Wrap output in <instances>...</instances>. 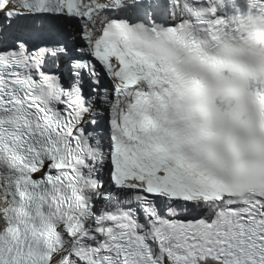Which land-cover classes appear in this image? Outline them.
Wrapping results in <instances>:
<instances>
[{"label":"snow or ice","instance_id":"obj_1","mask_svg":"<svg viewBox=\"0 0 264 264\" xmlns=\"http://www.w3.org/2000/svg\"><path fill=\"white\" fill-rule=\"evenodd\" d=\"M0 264H264V0H0Z\"/></svg>","mask_w":264,"mask_h":264}]
</instances>
